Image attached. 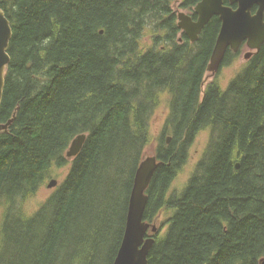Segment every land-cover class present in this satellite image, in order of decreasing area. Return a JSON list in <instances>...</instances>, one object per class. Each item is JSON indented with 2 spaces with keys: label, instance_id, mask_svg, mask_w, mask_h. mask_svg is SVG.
Listing matches in <instances>:
<instances>
[{
  "label": "trees",
  "instance_id": "16d2710c",
  "mask_svg": "<svg viewBox=\"0 0 264 264\" xmlns=\"http://www.w3.org/2000/svg\"><path fill=\"white\" fill-rule=\"evenodd\" d=\"M176 1L196 19L200 0H0L13 28L0 122L17 112L0 132V264H114L163 91L170 113L144 218L170 215L148 264H262L264 44L227 89L205 86L222 21L214 16L192 42ZM239 51L229 49L223 64ZM205 129L210 140L192 176L169 192ZM81 133L87 139L66 179L26 215L24 202L69 163ZM80 213L91 236H79ZM108 239L116 244L102 259L81 254Z\"/></svg>",
  "mask_w": 264,
  "mask_h": 264
},
{
  "label": "water",
  "instance_id": "95a60500",
  "mask_svg": "<svg viewBox=\"0 0 264 264\" xmlns=\"http://www.w3.org/2000/svg\"><path fill=\"white\" fill-rule=\"evenodd\" d=\"M229 2L230 4H226L225 0L199 1L195 6L197 19L184 11L178 12V26L192 42L198 41L200 33L214 16L220 17L221 28L207 68L213 73L222 66L228 49L238 52L246 43L250 50L245 57L250 59L264 44V0H229ZM255 6L257 9L254 12ZM12 38L11 21L0 3V108L6 84V71L11 62L9 47ZM15 117L16 113L6 123L0 122V132L7 131ZM86 139L87 134L81 133L72 140L66 152L68 159L76 157L81 152ZM171 139L172 136H168L167 142L170 143ZM161 164L162 161L158 159L156 150L153 155H146L144 152L135 173L125 232L114 264H148V256L156 242L155 235L159 233L160 227L156 220L149 222L144 218L149 200L147 190ZM239 166L238 163L237 167ZM57 185L58 180L52 178L48 187L53 188Z\"/></svg>",
  "mask_w": 264,
  "mask_h": 264
},
{
  "label": "rangeland",
  "instance_id": "374dc122",
  "mask_svg": "<svg viewBox=\"0 0 264 264\" xmlns=\"http://www.w3.org/2000/svg\"><path fill=\"white\" fill-rule=\"evenodd\" d=\"M174 9L177 12V16H178V12L180 11H184L188 14L192 13V11L186 10L181 7V1H176L174 3ZM178 38H182V33L179 34ZM143 41L144 44H147V46H150L152 44L151 39L149 37H145ZM249 50L250 49L247 45H242L237 57H232L231 60L228 63L223 64L217 72L213 73L211 71H208L207 69L206 80L204 85L206 86L208 83L215 81L220 85V87L223 90L227 89L232 79H234L237 76V74H239L241 70L247 65L249 59L245 57V54ZM170 103H171V93L169 91H163L160 94L159 105L155 109L151 117L150 130L153 141L146 147L145 149L146 155H153L154 151L157 150L160 134L165 127L166 120L170 113ZM209 140H210V129L202 130L198 135L197 139L195 140L194 144L191 146L188 160L179 170L175 180L171 184L169 192L180 191L186 186L197 166V163L201 159L203 152L205 151L209 143ZM71 165H72V159H69V163L66 166L62 168H54L51 171V173L48 176H46L43 185L40 186L36 194L28 198L24 202L23 207L26 215L28 216L33 215L57 191L58 187L61 185V183L66 179L67 175L69 174ZM52 178L58 180V185L56 187L49 188L48 184ZM4 212H5V207H0V241H1V230L4 219ZM121 215L122 213L118 209V211L116 212V226L118 227H119ZM169 215L170 213L165 210H162L160 212L158 218L156 219L157 225L160 227V231L158 234L160 235L165 234L167 230L166 221L169 218ZM75 226H77L79 236L82 235L85 236V233H89V235L91 236V230L89 228V224L83 220L81 213L76 218ZM115 244L113 243V240L108 239L106 243L101 244L102 245L101 251L95 250L92 246H90L89 247L90 249L86 251H82L81 249L80 251L81 254L82 252H84L85 255L87 254L86 257H90L93 256L94 253H98L100 255V258L102 259V257L106 253H108L109 248H111Z\"/></svg>",
  "mask_w": 264,
  "mask_h": 264
},
{
  "label": "bare ground",
  "instance_id": "6f19581e",
  "mask_svg": "<svg viewBox=\"0 0 264 264\" xmlns=\"http://www.w3.org/2000/svg\"><path fill=\"white\" fill-rule=\"evenodd\" d=\"M201 1V0H200ZM194 12H195V8H194ZM188 14V13H187ZM190 15V14H189ZM197 18V17H196ZM182 30V29H181ZM183 31V30H182ZM184 32V31H183ZM185 33V32H184ZM186 34V33H185ZM189 38V37H188ZM190 39V38H189ZM191 40V39H190ZM216 44V43H215ZM244 44H246V43H244ZM215 47V46H214ZM242 47V46H241ZM241 49V48H240ZM229 50V49H228ZM260 50V49H259ZM256 51H258V50H256ZM251 59V58H250ZM213 74V73H212ZM18 107V106H17ZM17 113V112H16ZM13 116V115H12ZM170 136V135H169ZM181 145V144H180ZM177 152V151H176ZM43 185V184H42ZM86 208V207H85ZM37 235V234H36ZM261 241V240H260Z\"/></svg>",
  "mask_w": 264,
  "mask_h": 264
},
{
  "label": "flooded vegetation",
  "instance_id": "af4514ba",
  "mask_svg": "<svg viewBox=\"0 0 264 264\" xmlns=\"http://www.w3.org/2000/svg\"><path fill=\"white\" fill-rule=\"evenodd\" d=\"M225 1H228L229 2V0H225ZM230 3V2H229ZM227 4V3H226ZM234 7H236V5H233ZM256 9H257V6H255L254 7V9H253V11L255 12L256 11ZM198 17V16H197ZM197 19V18H196ZM243 45H246V44H243Z\"/></svg>",
  "mask_w": 264,
  "mask_h": 264
}]
</instances>
